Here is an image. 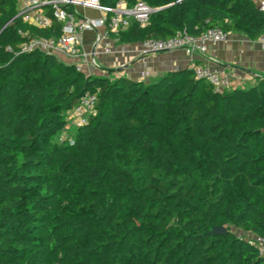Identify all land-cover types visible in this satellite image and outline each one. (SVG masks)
<instances>
[{
    "label": "trees",
    "instance_id": "1",
    "mask_svg": "<svg viewBox=\"0 0 264 264\" xmlns=\"http://www.w3.org/2000/svg\"><path fill=\"white\" fill-rule=\"evenodd\" d=\"M143 1L159 10L114 34L121 42L212 26L257 40L264 30L254 0ZM20 30L58 37L62 24H29L18 0H0V264H53L54 256L69 264H264L232 229L264 236V80L218 92L193 68L150 82L112 79L55 54L21 52ZM87 92L97 94L96 114L72 144H58L66 114ZM94 156L114 164L120 185L132 178V200L97 187L107 172ZM64 178L77 200L91 189L56 234L50 200L53 181Z\"/></svg>",
    "mask_w": 264,
    "mask_h": 264
},
{
    "label": "built area",
    "instance_id": "2",
    "mask_svg": "<svg viewBox=\"0 0 264 264\" xmlns=\"http://www.w3.org/2000/svg\"><path fill=\"white\" fill-rule=\"evenodd\" d=\"M19 14L23 20L38 27H50L54 21L62 24V33L58 37L32 36L29 32L20 30L25 40L20 45V51L30 53L42 51L57 56H65L75 61L71 64L76 69L92 73L96 67L97 54L102 50L105 54L114 52V34L126 29L133 20L147 24L151 15L159 8L153 7L140 0L134 5L120 1L113 8H106L99 0H18ZM260 10L264 12V0H254ZM96 7L105 11L101 18H92L80 15L77 5ZM95 31L96 44L93 51L85 48V33ZM118 39V38H117ZM230 39V32L221 26H212L200 35H194L186 30L179 31L170 38L148 39L141 43V52L151 54L157 52L175 51L183 49L189 54L205 56L212 44L226 43ZM264 47V30L259 37ZM101 47V48H99ZM195 77L206 80L218 92L232 89L233 79L229 73L214 69L206 65L193 67ZM97 94L87 92L78 104L69 113L76 117L78 126L85 125L90 117L96 114ZM250 241L258 247L259 254L264 258V236L252 235Z\"/></svg>",
    "mask_w": 264,
    "mask_h": 264
},
{
    "label": "crops",
    "instance_id": "3",
    "mask_svg": "<svg viewBox=\"0 0 264 264\" xmlns=\"http://www.w3.org/2000/svg\"><path fill=\"white\" fill-rule=\"evenodd\" d=\"M76 10L86 17L101 18L105 15L104 10L83 4L77 5ZM96 36L95 31L85 33V48L88 51L94 50ZM113 43L112 54H105L99 49L96 56L98 64L91 68L92 73L107 75L112 79L126 76L150 82L171 71L193 68L199 64L229 73L233 79L232 89L246 88L257 84L260 79L264 80V47L259 39L251 40L237 31H230L228 42L210 45L205 56L192 55L183 49L143 54L141 43H124L115 36ZM58 57L70 64L75 61L65 56Z\"/></svg>",
    "mask_w": 264,
    "mask_h": 264
},
{
    "label": "rangeland",
    "instance_id": "4",
    "mask_svg": "<svg viewBox=\"0 0 264 264\" xmlns=\"http://www.w3.org/2000/svg\"><path fill=\"white\" fill-rule=\"evenodd\" d=\"M66 118L68 120L67 127L63 130V132L55 139V142H57L60 145H69L74 142V138L77 134L78 125L76 123V117L73 115V113H67ZM93 163L96 165H102V168H104L105 172H107V175H105L98 183V186L100 190H103L105 192H110L112 195L115 194H121L124 199L127 201L132 200V191L130 186V182L132 181V178L128 174H126V182L124 185H120L117 182V171L113 169L114 164L111 161L108 160H102L98 156L93 157ZM123 161H120V171H123L122 169ZM126 172V171H124ZM137 170H133V175L137 179V181H140L142 178L138 177L136 174ZM106 174V173H105ZM159 174V173H158ZM74 175V174H71ZM83 179V177H82ZM71 179L64 178L60 186H58V183L53 181V184H55L56 191L54 197L50 200V221L49 224L51 226H55L53 229L55 230L56 234L64 232L65 228L68 226L69 222L64 221L63 218H72L71 213H78V209H82L80 205L82 206V203H85L88 200V194H86L87 190L91 189L90 183L87 185L89 189L84 190V193H81V197L79 200L75 199L78 194L73 193L72 191H67L65 189L67 183H70ZM86 186V187H87ZM80 190V189H79ZM97 194L91 193L89 194V199H91L93 196H96ZM80 196V195H79ZM70 210V213L68 211ZM232 229L241 237H244L248 240L252 238V233L246 232L242 228H237L235 226L232 227ZM53 264H69L64 259H61L60 256H54L53 257Z\"/></svg>",
    "mask_w": 264,
    "mask_h": 264
},
{
    "label": "water",
    "instance_id": "5",
    "mask_svg": "<svg viewBox=\"0 0 264 264\" xmlns=\"http://www.w3.org/2000/svg\"><path fill=\"white\" fill-rule=\"evenodd\" d=\"M227 228L224 226H217L213 229V232L215 233H220V232H226Z\"/></svg>",
    "mask_w": 264,
    "mask_h": 264
}]
</instances>
